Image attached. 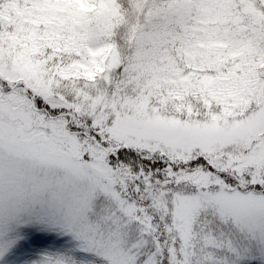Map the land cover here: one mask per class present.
Returning a JSON list of instances; mask_svg holds the SVG:
<instances>
[{"label": "snow or ice", "instance_id": "snow-or-ice-1", "mask_svg": "<svg viewBox=\"0 0 264 264\" xmlns=\"http://www.w3.org/2000/svg\"><path fill=\"white\" fill-rule=\"evenodd\" d=\"M0 264H264V0H0Z\"/></svg>", "mask_w": 264, "mask_h": 264}]
</instances>
